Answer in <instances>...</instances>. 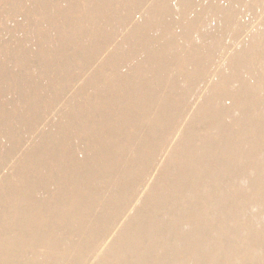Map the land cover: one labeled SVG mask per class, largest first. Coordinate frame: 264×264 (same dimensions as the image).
<instances>
[{"label":"bare ground","instance_id":"bare-ground-1","mask_svg":"<svg viewBox=\"0 0 264 264\" xmlns=\"http://www.w3.org/2000/svg\"><path fill=\"white\" fill-rule=\"evenodd\" d=\"M0 264H264V0H0Z\"/></svg>","mask_w":264,"mask_h":264}]
</instances>
